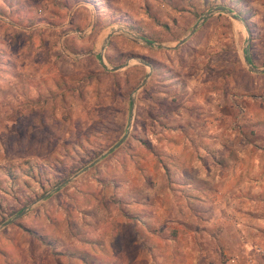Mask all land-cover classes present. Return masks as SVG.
I'll return each mask as SVG.
<instances>
[{"label": "rangeland", "instance_id": "1", "mask_svg": "<svg viewBox=\"0 0 264 264\" xmlns=\"http://www.w3.org/2000/svg\"><path fill=\"white\" fill-rule=\"evenodd\" d=\"M197 23L175 48L115 32L99 59L113 28L175 46ZM246 52L264 68V0H0V226L27 207L0 264H264V71ZM235 191L211 232L209 199Z\"/></svg>", "mask_w": 264, "mask_h": 264}, {"label": "crops", "instance_id": "2", "mask_svg": "<svg viewBox=\"0 0 264 264\" xmlns=\"http://www.w3.org/2000/svg\"><path fill=\"white\" fill-rule=\"evenodd\" d=\"M208 149H204L203 152H204V155H205L204 157L209 160L210 155H209V150ZM208 160H207V163L210 164ZM180 180L181 181L179 183H176V184L181 189L184 190V193H188V195H190V194L191 195H195L196 193L205 194V192H207V193L210 192V193L215 194V192H216V190H214L210 185H208L207 187H206V185H202V186L198 187L197 185L194 184V180H192V179L190 180L187 177L181 178ZM216 181L217 180H215V182ZM200 196H202V195H200ZM225 197L227 198L225 204H222L220 200H219L218 203L212 202V199H209V202L207 204V207L211 209V216H212V214L216 213V211L214 213H212L213 209L216 210V208H218V209L223 208L225 210V212H223V213H226V215L222 216V218H220L221 213H220V210H218L220 215H219V218L216 220L215 223H213V221H214L213 218H210L209 221H208V225H210L209 229L211 230V232L217 231V232H219L222 235L227 230V224L230 223V221H231V216H229L228 212H233L232 208L235 205V201H236L235 198H237V192L235 191V193H233V194L231 193L229 195H226ZM183 201H185V200H183ZM182 203H186V202H182ZM236 203H238V202H236ZM184 205L187 206L188 204L186 203ZM259 206H260L259 202H257L256 203V207H255L256 212H260ZM227 215H228L227 219L224 218ZM223 218L225 219V222H224ZM253 221H254V225H250V227H246L243 224H242L243 226L239 225V227L240 228L246 227L247 229L248 228L253 229V227H254L255 229H258L259 228V223L255 219ZM239 224H241V223H239Z\"/></svg>", "mask_w": 264, "mask_h": 264}, {"label": "water", "instance_id": "3", "mask_svg": "<svg viewBox=\"0 0 264 264\" xmlns=\"http://www.w3.org/2000/svg\"><path fill=\"white\" fill-rule=\"evenodd\" d=\"M224 10H226L227 12H229V14H230L233 18L238 19V20H241L240 17L235 16L234 14H232L231 11H230L229 9H225V8H224ZM198 24H199V23H197L195 26H193V28L190 30V32L188 33V35H186V36L183 37L181 40H179L175 46H168V45H166V44H161V43H155V42H152V41H150V40H148V39H146V38H144V37H142V36H140V35H138V34H135L134 32H132V31H130V30H128V29H125V28H113L110 32H108V34L106 35V37H105V39H104V41H103V43H102V45H101L100 51L98 52L99 59H100L101 61L103 60V57H102V56H103V50H104L105 46L107 45V42H108L109 38H110L111 35H112L113 33H115V32L121 31V32L127 34L128 36L132 37L133 39H135V40H140V41H142V42H144V43H146V44H148V45H150V46L161 47V48H175V47L181 45V44L187 39V37H188L191 33H193V31L195 30V28L197 27ZM244 58H245V64H246L251 70H254L255 72H262V71H264V68H263V69H259V68L255 67L253 64H251V62H250V60H249V58H248L247 52L245 53ZM140 62H141L142 64H144V65H147V66L149 67V69L152 68V65H151L149 62L144 61V60H141ZM102 63H103V62H102ZM123 66H124V65H123ZM123 66H116V67H112V68H110V69H111V70H117V69H119V68H121V67H123ZM149 75H150V72H148V73L146 74L145 78L141 81V83L138 85V87L136 88V90L139 89V88H141V87L144 85V83H145L146 79L149 77ZM134 101H135V94H134V95L132 96V98H131V110L133 109ZM126 136H127V132H126V134H124V136L119 140V142H117L112 148H110V149L108 150V152L111 151V150H113L114 148H116L119 144H121L122 141L124 140V138H125ZM70 179H71V178H69L67 181H69ZM65 182H66V181H65ZM65 182L59 184V186H62ZM59 186H58V187H59ZM26 211H27V207L24 208V209H22L18 214H16L15 216H13L11 219L7 220L2 226H0V228H2L3 226H5V225L11 223L13 220L19 218L20 216H22L23 214H25Z\"/></svg>", "mask_w": 264, "mask_h": 264}]
</instances>
